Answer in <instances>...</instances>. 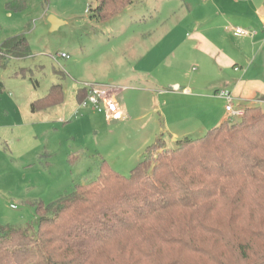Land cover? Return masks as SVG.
Returning <instances> with one entry per match:
<instances>
[{"label": "rangeland", "instance_id": "rangeland-1", "mask_svg": "<svg viewBox=\"0 0 264 264\" xmlns=\"http://www.w3.org/2000/svg\"><path fill=\"white\" fill-rule=\"evenodd\" d=\"M11 1L0 0V47L23 35L31 55L11 60L0 73V229L36 231L37 204L54 203L75 184L94 180L101 161L129 177L155 135L174 150L183 138L170 142V130L187 123L194 132L189 139H198L215 127L210 115L196 120L182 91L174 99L148 96L137 81L138 71L192 57L186 35L204 18L202 0H137L109 21L93 18L96 0H29L22 12L9 11ZM204 15L221 21L213 10ZM51 17L60 21L56 29ZM56 85L63 102L33 111ZM88 85L128 86L120 96L125 120L109 121L87 109L75 116L81 109L77 94ZM220 111L217 104L214 112Z\"/></svg>", "mask_w": 264, "mask_h": 264}, {"label": "trees", "instance_id": "trees-1", "mask_svg": "<svg viewBox=\"0 0 264 264\" xmlns=\"http://www.w3.org/2000/svg\"><path fill=\"white\" fill-rule=\"evenodd\" d=\"M28 1L7 8L22 12ZM96 1L93 18L109 21L137 0ZM30 55L23 35L6 40L0 73ZM87 95L82 88L77 99ZM63 96L56 85L32 109ZM36 212V231L1 227L0 264H264V109L251 107L174 150L157 139L129 177L101 161L94 180Z\"/></svg>", "mask_w": 264, "mask_h": 264}, {"label": "crops", "instance_id": "crops-1", "mask_svg": "<svg viewBox=\"0 0 264 264\" xmlns=\"http://www.w3.org/2000/svg\"><path fill=\"white\" fill-rule=\"evenodd\" d=\"M207 2L211 4L209 10L203 8ZM211 10L221 21L213 22V18L204 15ZM200 13L204 18L186 35L192 57L188 54L175 65L170 60L138 71L137 81L143 84L140 91L148 96L166 95L174 99L182 91L184 96L190 97L188 108L195 113L196 120L201 122L204 118L206 121L210 115L213 126L218 127L229 118L227 102L217 95L221 90L232 93L236 109L264 106V0H202ZM253 18L257 21L253 22ZM236 28L248 30L251 35L240 39L234 34ZM215 31L219 32L215 34ZM108 87L119 92L121 116L117 120L124 121L126 107L120 96L129 88ZM217 104L221 107L219 113L214 112ZM175 129L169 131L170 142H178V138L185 140L194 133L187 123ZM154 138L155 142L161 137L155 135ZM165 144L170 149L167 141Z\"/></svg>", "mask_w": 264, "mask_h": 264}, {"label": "built area", "instance_id": "built-area-1", "mask_svg": "<svg viewBox=\"0 0 264 264\" xmlns=\"http://www.w3.org/2000/svg\"><path fill=\"white\" fill-rule=\"evenodd\" d=\"M264 23V19H263ZM234 34L236 36H250L251 32L241 28L234 29ZM58 58L69 59L67 54H61L57 56ZM88 91V95L84 100L80 102V110L76 112V116L79 115L82 109H87L89 111H95L103 114L107 120L118 119L121 116L120 105H119V92L114 91L108 86H92L88 85L84 87ZM218 97L224 99L227 102L226 112L230 118H239L245 116L246 110L241 108H234L233 102L234 98L231 92L227 90H221L218 92Z\"/></svg>", "mask_w": 264, "mask_h": 264}, {"label": "water", "instance_id": "water-1", "mask_svg": "<svg viewBox=\"0 0 264 264\" xmlns=\"http://www.w3.org/2000/svg\"><path fill=\"white\" fill-rule=\"evenodd\" d=\"M50 22L52 23V25H53V29H56L57 28V26L59 25V23H60V21L59 20H57L56 18H54V17H51L50 18Z\"/></svg>", "mask_w": 264, "mask_h": 264}]
</instances>
